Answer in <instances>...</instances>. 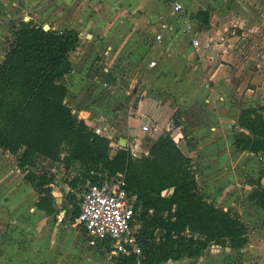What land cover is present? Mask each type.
<instances>
[{"label": "crops", "instance_id": "1", "mask_svg": "<svg viewBox=\"0 0 264 264\" xmlns=\"http://www.w3.org/2000/svg\"><path fill=\"white\" fill-rule=\"evenodd\" d=\"M26 1L28 20L37 22L39 17H44L50 21L52 29L77 31L79 43L69 54V60L78 71L75 73L72 69L65 77L68 79L72 73L76 74V78L66 85L65 101L96 132L111 140L110 155L119 146L121 138L126 140L125 147L130 149L137 142L147 153L150 142L169 131L194 163V158L203 155L207 147L223 145L224 148L228 142L234 148V132L238 130L237 122L243 109L264 106V0H246L260 10L240 13L215 8L226 0H193L197 11H206V21L196 16L197 11L192 14L182 0L185 13L195 26L197 46L188 34L179 32H168L160 40L156 39L160 22L171 18L168 14L173 0L164 10H161V2L153 6L145 0L131 3L129 0ZM37 3L43 7L37 8ZM16 4V0H0V23L21 14L13 8ZM136 9H145V12H136ZM15 23L12 22L11 32L4 28L5 24L0 25V41L5 33L8 35L6 49ZM176 24V27L180 26ZM231 27H235L231 39L241 38L240 42H221L217 35L224 38L225 31ZM228 46L233 48L228 49ZM1 50L0 62L6 52ZM94 54L101 57L99 64H95L98 83H92L93 77L86 70ZM150 60H154L155 65L149 66ZM131 71L139 73L145 83L134 100L125 93L122 83L124 73ZM111 76L114 78L111 89L99 84L109 81ZM104 89L110 95L101 98ZM58 164L66 167L62 162ZM3 179L0 173V181ZM65 179L64 190L53 189L60 178L54 177L50 184L55 213L37 207L43 192H37L32 183H28L35 195L32 216L37 222H45L47 217H52L51 224L61 222L62 229L68 235L73 232L72 240H75L85 234L84 230L68 219L57 221L58 202L64 205L65 215L72 207L71 195L74 194L77 203V191ZM171 190L165 189L162 194L168 195ZM6 202L0 186V206ZM5 223L0 221V227ZM86 242L92 245L90 241ZM99 244L95 243L96 249L104 255L103 246Z\"/></svg>", "mask_w": 264, "mask_h": 264}, {"label": "trees", "instance_id": "2", "mask_svg": "<svg viewBox=\"0 0 264 264\" xmlns=\"http://www.w3.org/2000/svg\"><path fill=\"white\" fill-rule=\"evenodd\" d=\"M196 16L206 21L207 13L199 10ZM11 35L0 62V149L21 151L22 168L34 166L38 157L62 162L67 168L79 165L81 172L65 179L76 191L83 190L87 179L124 174L126 190L136 196L134 238L141 255L119 254L112 258L114 264L194 263L212 243H225L232 249L246 244L245 222L204 197L192 159L169 131L152 140L147 153L136 156L129 148L118 146L110 155L111 140L66 103L63 80L72 69L69 54L79 43L76 30H45L30 19L14 25ZM237 129L235 150L264 154V106L243 109ZM25 176L37 192H43L37 207L55 213L50 186L54 177L36 176L29 170ZM261 177L251 179L249 198L264 211V175ZM168 188L171 192L163 195ZM74 197L70 198L71 218L79 211Z\"/></svg>", "mask_w": 264, "mask_h": 264}, {"label": "rangeland", "instance_id": "3", "mask_svg": "<svg viewBox=\"0 0 264 264\" xmlns=\"http://www.w3.org/2000/svg\"><path fill=\"white\" fill-rule=\"evenodd\" d=\"M16 1L17 4L13 8H16L21 14L18 16L15 14L13 15L15 19H7L5 20L6 22L0 23V25L5 24L4 28L8 32H11L12 22L28 20L27 12L29 7H27V1ZM129 1L131 3L137 0ZM145 1L149 5L161 2V10H164L171 0ZM184 1L185 6L189 7V11L195 14L197 11L195 1ZM217 1L220 2L219 0ZM217 1L215 0V2ZM39 4L41 3H37L36 6L40 9L43 5L40 7L38 6ZM220 7L225 11L229 10L239 13L254 9L260 10L256 4L246 0H226L224 4H218L215 8L218 10ZM134 11L145 12V9H136ZM37 23L43 25L44 23L49 24L50 21L44 17H39ZM233 28L235 27L225 31L224 38L219 35H217V38L221 42L225 41V43L240 42L241 38L231 39L235 35L232 33ZM5 34L3 35V41H0L1 48L4 51L6 50L5 42H7L8 37ZM245 41L244 39L243 42ZM232 48L233 46H228V49ZM99 60H101V57H95L94 54L86 66L87 74L91 78L94 76L92 73L94 65L96 63L99 64ZM71 68L75 69V73H77L78 68L76 66L73 65ZM75 73H72L70 78L63 80L66 85L70 83L71 79L74 80L76 78ZM122 81L126 88L125 93L129 94L130 100L136 99L137 94L140 95L141 89L145 84L141 75L139 73L135 74L134 71L124 73ZM101 93V98L110 95L106 89L102 90ZM220 148L219 146L217 148L213 146L207 147L203 155L201 153L194 158L193 166L196 172V179L201 192L207 200L237 213L242 218L247 225V242L239 249H232L225 243H212L202 251L194 263L180 260L167 264H233L241 262L264 264V211L249 198V193L253 188L251 179L264 175V155L243 151L236 152L228 142L225 143L224 148L223 145ZM20 153L21 151L10 153L0 149V173L4 178L0 181L2 183L0 186L3 188L4 201H7L0 206V221L3 224L6 222L4 226L0 227V264H114L113 260H109L99 249H96L95 244L89 245L86 242L87 240L90 241L86 233L78 239L72 240L74 233L72 232V234L68 235L64 228L62 229L61 222L58 225L51 224L52 217H47L45 222H37L33 219L32 206L35 195L30 190L28 183L31 182L25 176V173L29 170L36 176L46 174V176L52 175L57 180L60 178V181L54 183L53 189L59 190L62 188L64 190V178L79 174L81 172L79 165H71L67 168L62 167L58 162L38 157L34 166L22 168L19 166ZM13 197L14 199H12ZM58 206L59 211L62 210L64 205L58 202ZM69 215L70 212L65 216V219Z\"/></svg>", "mask_w": 264, "mask_h": 264}, {"label": "built area", "instance_id": "4", "mask_svg": "<svg viewBox=\"0 0 264 264\" xmlns=\"http://www.w3.org/2000/svg\"><path fill=\"white\" fill-rule=\"evenodd\" d=\"M168 16L171 17L170 20L164 19L160 22L156 39L160 40L168 32H179L188 34L193 45L197 46L195 26L190 16L185 13L182 0L171 2ZM18 23L19 21L15 23V26ZM176 23H179L180 26L176 27ZM153 65H155V61L150 60L149 66ZM95 69L96 65L92 71L94 74L93 83H98ZM113 79L111 76L109 81L104 80L99 84L104 88L111 89V80ZM130 151L136 156L145 153L137 142L130 148ZM76 196L78 214L73 218L69 215L67 219L71 220L73 225L81 227L92 244L101 243L104 255L109 260L119 254L141 255V250L134 238L133 220L136 196L126 190L123 173L103 174L101 179L96 181L87 179L83 190L77 191ZM65 216V213L59 210L57 221H62L66 218Z\"/></svg>", "mask_w": 264, "mask_h": 264}, {"label": "water", "instance_id": "5", "mask_svg": "<svg viewBox=\"0 0 264 264\" xmlns=\"http://www.w3.org/2000/svg\"><path fill=\"white\" fill-rule=\"evenodd\" d=\"M42 27L46 30V29H49L50 28V26H49V24H47V23H44L43 25H42ZM120 147H125L126 146V140L124 139V138H121L120 140H119V144H118Z\"/></svg>", "mask_w": 264, "mask_h": 264}]
</instances>
